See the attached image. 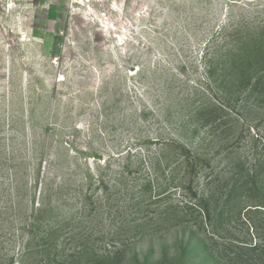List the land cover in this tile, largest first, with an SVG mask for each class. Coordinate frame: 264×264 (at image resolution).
<instances>
[{
	"label": "rangeland",
	"instance_id": "374dc122",
	"mask_svg": "<svg viewBox=\"0 0 264 264\" xmlns=\"http://www.w3.org/2000/svg\"><path fill=\"white\" fill-rule=\"evenodd\" d=\"M262 26L264 0H0V264H264L230 164L263 158L264 82L224 95L213 74L234 144L193 184L160 157L212 131L184 127L181 99ZM169 206L179 225L130 228Z\"/></svg>",
	"mask_w": 264,
	"mask_h": 264
},
{
	"label": "trees",
	"instance_id": "16d2710c",
	"mask_svg": "<svg viewBox=\"0 0 264 264\" xmlns=\"http://www.w3.org/2000/svg\"><path fill=\"white\" fill-rule=\"evenodd\" d=\"M261 28H263V35L259 34L256 37H246L243 44L237 47L238 51L236 53H230L226 56L222 55L217 59L209 60L206 63L208 77L205 79L204 84L199 88H195V90L187 91V95L181 99L182 110L186 114V119L183 122L184 127L192 126L195 132L199 127L211 126L212 131H208L207 135L200 138L199 144L196 147L189 145L178 137L161 141L163 146L160 157H166V154L169 153V157L166 158H169L168 160L171 163L174 160L178 161V164L174 165L171 169V177L173 180L177 179L175 187H181L184 184H193L204 169L212 167L214 155L219 152L216 148L225 149L227 146L229 147L234 144L230 141L232 138L230 139V137L223 135L224 132L216 133L215 131L213 133L214 124L219 119V116L222 115V108L217 105V102L220 103L217 100V97L219 99L220 95L215 92L216 79L213 74L221 72L223 76L220 84L222 89H219L224 95L231 94L230 92H226L229 84L242 88L252 86L254 79V86H258L264 82V26ZM263 92L264 84L261 87V93L263 94ZM221 100L223 99L221 98ZM222 125L224 124L222 123ZM225 131L227 132V129ZM230 164L232 167L240 168L235 181L237 188L238 186L246 188L244 192L247 202H249V209L254 208L253 210L264 211V152L262 160H259V165H255L252 169L247 168L242 160L236 163L235 161H231ZM178 169H182L181 177L175 175V171ZM210 180L207 183H211ZM163 193L161 194L163 195ZM166 195L163 197L165 198ZM202 201L205 203V206L201 207L203 208L202 211L204 216L208 218L211 216L209 202L207 199H202ZM145 208L146 206H142L140 211ZM35 209L42 210L40 207H36ZM159 215L161 217L153 223L149 224L144 221L133 222L130 228L135 227L139 234H143L144 228L157 231L167 228L169 225H179L183 221L182 212L172 206L160 211Z\"/></svg>",
	"mask_w": 264,
	"mask_h": 264
},
{
	"label": "bare ground",
	"instance_id": "6f19581e",
	"mask_svg": "<svg viewBox=\"0 0 264 264\" xmlns=\"http://www.w3.org/2000/svg\"><path fill=\"white\" fill-rule=\"evenodd\" d=\"M13 6V5H12Z\"/></svg>",
	"mask_w": 264,
	"mask_h": 264
}]
</instances>
